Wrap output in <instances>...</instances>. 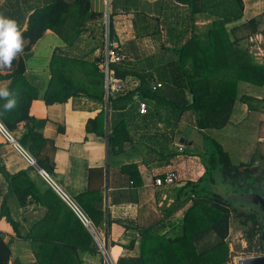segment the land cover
<instances>
[{
  "label": "crops",
  "instance_id": "obj_1",
  "mask_svg": "<svg viewBox=\"0 0 264 264\" xmlns=\"http://www.w3.org/2000/svg\"><path fill=\"white\" fill-rule=\"evenodd\" d=\"M54 1L0 0V13L5 9V12L13 14V5L22 7L24 19L19 26L21 30L29 15L28 5L38 3L45 7ZM242 1L243 18L228 25L231 39L237 40L241 48H250L254 63L263 65L264 0ZM90 7L96 17L86 24L87 31L79 38L83 41L76 42L72 48L59 35L48 30L34 49L25 55L26 78L38 90V100L32 105L31 115L38 121L45 122L39 132L45 139L52 141V145L46 147L44 155L50 157L54 168L52 173L46 171L83 209L100 236L108 240L111 255L118 262L122 258L140 256V229L150 228L164 219L163 206L171 207L178 196L177 193H172L173 190L188 187L190 183L202 179L205 169L200 157L209 143L195 135L196 113L189 111L184 114L176 131L177 136L169 144L168 150L164 148V158H161L155 149L158 152L163 150L160 144L164 141L165 145L167 139L161 134L166 131L160 123L141 119L138 114L140 100L136 99L133 106L120 112L117 124H121L123 134L122 141L117 143L116 148L122 149L119 153L114 152L109 142L114 113L107 110L105 100L77 97L67 103L46 105L44 95L52 79V67L68 76V64L67 66L72 67L70 71L74 70L70 73L75 77L79 76V80L72 78L76 85L89 87L90 92H96L93 95H101L103 92L105 95L101 67L89 69L87 64L94 65L93 60L102 48L108 30L111 43L125 56L131 71L154 77V85H167L169 82L173 86L170 81L178 73L177 49L186 45L194 35L199 36L204 46L209 45V33L219 18L210 14L212 4L209 0L200 1L198 7L202 12L195 15L192 8L180 0H90ZM11 17L17 19L18 14ZM235 27L237 28L232 31ZM254 46L257 50H253ZM58 50L59 57L54 59ZM67 57L68 60H64ZM30 63L33 67H30ZM77 64L80 67H76ZM225 74L234 73L230 70ZM131 81L133 85L139 83L133 79ZM235 91L229 124L224 130L228 129L226 136L227 132L233 133V130L236 131L246 121L254 119L256 129L260 132L256 142L264 144V85L240 80ZM103 111L106 115V136H98L92 131L90 121ZM16 134L18 137L21 132ZM158 140L160 146H155ZM180 147L183 148L182 152ZM187 150L194 154L192 158L187 156ZM0 165L10 175L26 172L39 192L50 193L42 199L28 198L25 206L20 205L15 194L8 200L10 216L17 224L21 237L12 241L10 264H34L31 243L23 239L32 232L37 237H44L50 231H53L55 238L63 236L76 243L79 253L83 255L80 261H84V264L100 262L97 254L81 249L88 244L81 238L83 233L75 231L72 225L74 217L79 220L77 215L1 133ZM172 171L179 175L177 185H155L156 178H162ZM138 183L140 184L136 187ZM7 192V183L0 173V211ZM90 192L100 193L101 198L98 199L97 195H91ZM65 215L71 222L68 227L63 220ZM98 219L100 223L97 222ZM83 227L93 239L88 229L84 225ZM0 231L10 236L15 235L14 229L5 219L0 221ZM92 243L97 248L94 239Z\"/></svg>",
  "mask_w": 264,
  "mask_h": 264
},
{
  "label": "trees",
  "instance_id": "obj_2",
  "mask_svg": "<svg viewBox=\"0 0 264 264\" xmlns=\"http://www.w3.org/2000/svg\"><path fill=\"white\" fill-rule=\"evenodd\" d=\"M180 1L189 5L194 15L202 12L198 4L203 0ZM209 1L212 4L210 14L219 18L209 33L210 44L204 46L199 36L194 35L186 45L177 49L176 67L178 73L174 75V80L170 81L173 86L169 85L168 82L167 85L162 84L161 88L154 90V86L158 84L154 85L156 79L149 75L131 71L126 60L120 64L112 65L116 77L127 81L129 85L127 90L113 95L109 100V109L114 113L112 135L109 137L112 151L119 153L122 149L121 147L116 148L117 143L122 141L121 136L123 134L121 124H117L120 112H124L133 106L136 99L144 101L148 105L147 114L141 115L138 111L141 119L160 123L162 129L166 131L161 134L167 139L165 145L164 141L160 144L163 150L158 152V149H155L156 154L164 158V148L168 150L169 144L177 136L176 131L184 114L189 111L196 113V129L200 132L222 130L229 124V117L236 96L235 87L238 81L243 80L264 85V64L254 63L250 48H241L237 40L232 41L231 30L228 29V25L243 18V1ZM28 6L27 21L24 28L20 30L25 38L24 51L13 61L10 69H0V86L5 85L10 90L16 91L19 94V100L17 106L10 112H4L3 104L5 101L0 100V113H3L0 115V121L12 134L21 131L20 137L16 138L18 142L36 159L41 168L52 173L54 167L51 165L50 157L44 155L46 147L49 144L52 145V141L45 139L43 134L39 132L45 122L38 121L31 115L32 105L38 100V90L26 78L25 55L34 49L48 30L59 35L69 47L73 48L76 42L83 41L79 38L86 33V24L93 21L96 14L91 10L90 0H55L45 7H41L38 3ZM12 10L14 11L13 14L8 11L5 12V9L2 13L9 18L18 14V18L15 20L20 26L24 19L22 7L13 5ZM236 28H232V31ZM102 48L93 60L94 66L98 69L103 60ZM95 50L96 48L93 49V51ZM59 53L60 50L56 51L54 59L59 57ZM64 60H68V57ZM230 70L233 71V75L225 74ZM52 72V79L44 95L46 105L67 103L77 97H87L98 101L105 100L104 92L101 95H93L96 92H90L89 87L76 85L73 79L57 72L53 67ZM132 79L139 81L138 85H133ZM105 122L106 115L103 111L90 121V127L98 136H106ZM159 143L158 140L155 146H160ZM209 144H211L210 147L205 148L203 154L208 159V163H204L207 174L214 168L216 169L217 165H220L225 181L228 184L233 181L235 187L237 186L236 188L242 194L250 195L251 192H259L258 185L255 183H261L262 180L261 176L254 175L255 170L245 169L241 171V168H246L248 165L243 163L235 165L228 152L216 140L213 139L212 143ZM0 173L8 186L7 195L1 205L0 221L5 219L15 232L14 236H10L0 231V264H10L12 241L21 237L18 233L17 224L10 216L8 200L15 194L20 205L25 206L28 198L42 199L50 193L42 194L39 192L38 188L29 180L26 172L10 175L0 165ZM248 177H252L254 181L252 184H248ZM202 181H204L203 178L190 183L188 187L177 189L178 196L175 197L174 204L162 209L164 219L150 228L140 229L142 234L140 256L122 258L118 264H226L233 213L239 217L244 216L235 207L236 201L244 206L247 203L253 208L256 205L252 200L249 202L248 200L236 199L234 202L212 192L211 189L207 191L202 186ZM243 181L246 183L244 184ZM139 184H136V187ZM89 194H95L98 199L101 198L98 192H90ZM256 210L257 212H249L242 223L252 222L253 232L259 228V234H261L264 230V215L259 207ZM74 218L72 225L75 231L82 232V237L78 235L84 238L85 243L88 244L82 246L81 249L93 251V239L81 222L76 217ZM63 220L67 227L71 224L66 215ZM99 221L98 219L97 222L100 223ZM166 228H169V231H166ZM253 236L254 234L250 235L251 238ZM28 237L23 240L30 242L33 246L40 245L38 249H34V255L39 264H77L79 247L76 243L68 241L63 236L55 238L53 231L44 237H37L36 233L32 232ZM259 244L262 246L261 238H259ZM260 249L264 251V249Z\"/></svg>",
  "mask_w": 264,
  "mask_h": 264
},
{
  "label": "rangeland",
  "instance_id": "obj_3",
  "mask_svg": "<svg viewBox=\"0 0 264 264\" xmlns=\"http://www.w3.org/2000/svg\"><path fill=\"white\" fill-rule=\"evenodd\" d=\"M103 46H104V42H103ZM255 47L256 46H254L253 50L255 49ZM255 50H257V48ZM40 53L44 54V52H40ZM67 65H66V69L69 70L67 71L68 77H71V79L74 78L75 80H79V76L75 77L73 74L70 73L71 71L74 70L70 71L71 66L69 67ZM87 66L89 67V69L94 68V65L87 64ZM30 67H33L32 63H30ZM76 67H80V65ZM101 71L103 73L102 67H101ZM256 127H257L256 123L254 122V119H252L250 122L246 121L245 124L241 125L236 131L233 130V133H231L230 131L227 132L228 136H226L225 134V132L228 129L224 131L225 128L222 130H210L205 132H200L199 130L196 129L195 135L200 136L201 139L203 140L205 139L208 143H212L213 139L217 140V142H222L221 144L224 145L223 146L224 149L226 150V152H228L231 161L235 165H241V163L248 165V167L246 168L245 167L241 168V171H244L245 169H251L256 171L254 173L255 176L257 177L261 176L260 178L262 182L255 183L256 185L259 186L264 183V144H258L256 142V137L260 133L258 129H256ZM19 132L21 131H18V133ZM14 137L17 138L15 134ZM198 140L200 141V139ZM210 145L211 144H207L206 148L210 147ZM186 154L191 158L194 156V154H191V152L188 150L186 151ZM200 159L202 160V163L205 164L208 163V159L205 158L203 154L201 155ZM216 167H217L216 169L214 168L208 174L206 171L207 170L206 167H204L205 170L201 176L204 181H202L201 183L202 186H204V188L207 191L211 189L212 192H216L217 194L226 197L228 200L234 202L236 199L237 200L242 199L245 201L248 200L249 202L252 200L250 195L242 194L236 188L237 186L235 187L233 181L232 183L230 182L228 184V182L225 181L221 166L217 165ZM248 178H249L247 179L249 182L248 184H252L254 182L252 180V177H248ZM243 183L245 184L246 182L243 181ZM177 189L173 190L172 193H177ZM164 207H167V205H164L163 208ZM235 207L238 209V212L243 213L244 216L239 217L235 213H233L230 236L228 239V247H229L228 260L226 264H238L239 261L242 259L264 256V251L260 249L262 248V246L261 244H259V238H261L262 234L264 233V230L262 231L261 234H259L260 233L259 228H256L253 232L252 222H248V224L242 223L243 221H245L246 215H248L249 212H257L256 209L253 208L252 206H249V204L247 203H245V206L243 204L241 205V203L238 201H236ZM251 233L254 234L252 238L250 237V235H252ZM31 246H32L33 254H34V249L36 248L38 249L40 247V245L37 244L36 246L33 245ZM40 251L41 250H39V252ZM91 252H92L91 254L94 255L97 254V256L100 257V262L97 264H103L102 256L95 246H94V250ZM40 253H42V251ZM81 254L80 253L78 254V258L76 262L77 264H80V262L81 264H84V261H80L81 257L83 256ZM32 260L33 262H35L34 264H39V262L36 260L35 255L33 256Z\"/></svg>",
  "mask_w": 264,
  "mask_h": 264
},
{
  "label": "built area",
  "instance_id": "obj_4",
  "mask_svg": "<svg viewBox=\"0 0 264 264\" xmlns=\"http://www.w3.org/2000/svg\"><path fill=\"white\" fill-rule=\"evenodd\" d=\"M109 29V23L106 24ZM103 60L101 61V67L104 74L105 82V102L106 108L109 110V100L113 95L124 92L129 88L128 82L118 79L115 71L112 68L114 64H120L125 60V56L121 54L118 49L111 43L109 38V32L105 34V41L103 46ZM162 84L158 83L154 86V90L161 88ZM139 113L145 115L148 113V105L144 101L139 102ZM0 133L14 146V148L23 156L28 162L29 166L36 170L38 175L61 197V199L72 209L77 215L81 223L91 233L97 250L102 256L103 264H118V262L112 257L110 252V245L108 240L104 236H100L97 229L94 227L92 221L83 211V209L74 201V199L54 180V178L45 169L41 168L36 159L18 142L11 132L0 121ZM183 148L180 147V152ZM179 182V175L177 172H170L163 178H157L155 185L157 187L175 186ZM133 184V182L131 183Z\"/></svg>",
  "mask_w": 264,
  "mask_h": 264
},
{
  "label": "clouds",
  "instance_id": "obj_5",
  "mask_svg": "<svg viewBox=\"0 0 264 264\" xmlns=\"http://www.w3.org/2000/svg\"><path fill=\"white\" fill-rule=\"evenodd\" d=\"M24 45L25 38L17 21L0 13V69H10L13 61L23 53ZM0 100L5 101L4 112H10L17 106L19 94L7 86H0Z\"/></svg>",
  "mask_w": 264,
  "mask_h": 264
},
{
  "label": "water",
  "instance_id": "obj_6",
  "mask_svg": "<svg viewBox=\"0 0 264 264\" xmlns=\"http://www.w3.org/2000/svg\"><path fill=\"white\" fill-rule=\"evenodd\" d=\"M183 142V141H182ZM253 203L260 207L264 214V194L252 193L250 194ZM262 249H264V233L261 236ZM238 264H264V256L252 257L247 259H242Z\"/></svg>",
  "mask_w": 264,
  "mask_h": 264
},
{
  "label": "flooded vegetation",
  "instance_id": "obj_7",
  "mask_svg": "<svg viewBox=\"0 0 264 264\" xmlns=\"http://www.w3.org/2000/svg\"><path fill=\"white\" fill-rule=\"evenodd\" d=\"M264 183L262 184V185H259V186H257L258 187V190H259V192L258 193H260V194H264ZM263 187V188H262ZM251 193H254V192H251ZM255 208H256V206H255ZM258 208V207H257ZM256 208V209H257ZM260 208V207H259ZM260 210H261V208H260ZM257 211V210H256ZM261 212H262V214H263V211L261 210ZM264 215V214H263Z\"/></svg>",
  "mask_w": 264,
  "mask_h": 264
}]
</instances>
